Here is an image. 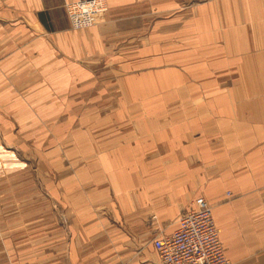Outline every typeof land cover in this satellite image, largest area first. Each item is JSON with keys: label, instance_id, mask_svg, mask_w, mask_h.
I'll use <instances>...</instances> for the list:
<instances>
[{"label": "crops", "instance_id": "0c3cea01", "mask_svg": "<svg viewBox=\"0 0 264 264\" xmlns=\"http://www.w3.org/2000/svg\"><path fill=\"white\" fill-rule=\"evenodd\" d=\"M74 1L0 0V146L11 145L16 130L20 147L46 143L36 127L51 125L73 101L68 95L86 89L92 76L141 72L151 63L164 71L181 53L230 52L238 69L214 79L231 83L226 90L159 96L165 106H194L176 110L182 116L170 127L145 120L142 127L154 128L146 130L153 136L146 147L69 155L97 156L98 171L92 165L73 170L56 152L53 174L69 185L62 189L67 227L54 218L48 231L43 223V242L34 227L27 239L19 219H1L0 264H159L152 241L172 234L197 198L211 207L231 264H264V0H104L107 11L83 29L70 25L64 9ZM149 40H160L152 55ZM133 46L140 53L135 59L127 52ZM121 83L124 90L177 84L142 76ZM151 113L147 119L161 112ZM76 121L73 113L64 122L73 141L88 131L81 124L78 132ZM92 171L100 184L115 179L116 194L94 197ZM55 194L57 206L61 194ZM97 200L106 206L95 208Z\"/></svg>", "mask_w": 264, "mask_h": 264}, {"label": "rangeland", "instance_id": "374dc122", "mask_svg": "<svg viewBox=\"0 0 264 264\" xmlns=\"http://www.w3.org/2000/svg\"><path fill=\"white\" fill-rule=\"evenodd\" d=\"M153 28V24L148 26L149 30H153ZM177 40L178 42L181 41L180 51L186 49V39ZM158 41H148L149 49L147 50L150 55H152L151 51H156L155 47ZM175 41L176 39H174ZM143 43L145 41L139 42V47ZM127 52L132 54L133 59L136 55L140 56L136 46H133ZM204 56H207V59ZM235 57V55H230V52L228 57L221 52H203L197 53L196 56H193V53H181L175 55L176 60L166 64V68L169 69L164 71L151 63L148 66L143 65L140 67L148 69L141 72L99 74V76L88 78L85 84L87 88L80 92H71L68 95L73 101L70 100V104H62L63 108L56 114L57 116L54 118L56 120L51 125L45 127L44 123H41L40 127H36L37 133L40 135L45 134L44 141L49 138V142H41L42 144L37 145L38 147L30 145L20 147L21 145L18 144L21 136L20 132L16 130L10 135L9 143L11 145L0 146V220H8L10 224L19 221L22 225L20 227L26 230L27 239L32 238L31 234L33 232L30 231L34 227L37 233L41 232L43 242V223L50 231V228L55 226V218L63 228H66L68 224V220H66L68 205L64 202L66 197L62 189L63 187L68 188L69 185L66 178L61 174V180L53 174V167L56 166L53 157L56 156V152L59 151V156L66 165L67 163L72 165L73 170L86 165H92V169L95 170L97 169L95 166L99 163L97 156L87 155L86 157L80 156L77 158L69 155L74 153V150L83 151L88 148L100 151L101 148L115 150L116 147L124 148L126 145L135 146L137 144L146 147L153 137L152 132L146 133V130L152 129L153 126L151 127L149 123H146L142 127L145 120H151L147 121L151 124L157 123L156 125L161 126L160 128L170 127L182 116L175 111L184 108L181 102L176 101L167 103L165 106L159 102L158 97L228 89L231 83L226 81L217 82L214 79L221 78L220 80H222V77L228 76L227 73L231 69L237 72L238 66ZM141 76L152 83H159L164 78L177 84L166 89L147 87L124 90L121 82L126 78L138 79ZM207 76H210V79H205ZM182 82H185V85H182ZM145 96L149 98L150 103L144 102ZM133 98H135V101ZM185 104L189 105L191 102ZM193 106L191 104L189 109H184L189 111ZM151 112L161 113L153 115V119H147L151 117ZM73 113L77 115L74 127L78 128V132H81V124L84 128L86 125L88 126L86 127L88 131L82 140L79 138L73 141L71 135L66 136L64 134L65 129H68L65 128L64 122ZM104 118H106L105 124L101 122ZM62 136L66 137L61 139ZM125 156H128V154ZM157 171L156 168L155 172ZM98 173L94 171L91 173L96 179L95 190H91L94 197L102 196V194H116V180H112L110 176L108 182L100 184L101 178ZM103 177L102 174V179ZM60 181L61 189L58 187ZM57 190L61 195H58L59 199L55 203L57 206H55L53 205V198ZM102 190L103 192L100 193ZM227 197H230L229 193H227ZM7 205H10L8 210L1 208ZM104 206L106 205L98 204V200L94 202L95 208L102 209ZM17 219L19 220L16 221ZM10 227L12 226L10 225ZM1 228L2 226H0Z\"/></svg>", "mask_w": 264, "mask_h": 264}, {"label": "built area", "instance_id": "2783aa9c", "mask_svg": "<svg viewBox=\"0 0 264 264\" xmlns=\"http://www.w3.org/2000/svg\"><path fill=\"white\" fill-rule=\"evenodd\" d=\"M64 9L74 29L92 27L107 11L104 0L67 2ZM152 246L159 264H231L220 243L211 207L203 198L195 199L192 209L179 216L172 234L155 238Z\"/></svg>", "mask_w": 264, "mask_h": 264}]
</instances>
